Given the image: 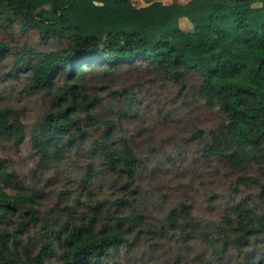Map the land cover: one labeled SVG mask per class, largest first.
Masks as SVG:
<instances>
[{
  "label": "rangeland",
  "instance_id": "rangeland-1",
  "mask_svg": "<svg viewBox=\"0 0 264 264\" xmlns=\"http://www.w3.org/2000/svg\"><path fill=\"white\" fill-rule=\"evenodd\" d=\"M161 1L171 4L190 0ZM134 4L144 3L140 0ZM22 25L19 21H0V44L10 50L0 61V112L6 111L8 120L23 135L19 142L11 132L0 136V191L12 201L26 196L17 204L16 212L0 219V242L13 246L18 240L14 249L20 256L24 247L36 255L45 243L46 226L62 230L64 236L80 225L78 217H86L96 208L106 218L95 227V233L105 226L118 230V222L109 220L107 214L117 220L140 215L132 223V234L117 253L112 250L106 264H264V260L259 262L264 239L249 238L245 245L243 240L234 241L224 250L220 243L212 247V236L183 242L171 228L168 216L173 210L179 211L178 220L185 224L182 234L197 230L215 234L216 228H229L235 220L231 209L238 203L264 211V198H260L264 195V160L231 168L201 156L211 132L226 119L218 108L207 107L197 97L191 75L167 78L149 69L145 62L123 64L112 73L100 69L86 72L81 82L88 104L98 99L94 109L97 121L94 127L86 128L90 133L87 140L76 148L63 147V152L50 158L54 148L49 147L46 155L40 153L34 134L55 110L51 95L44 91L28 94L25 89L30 79L26 71L14 77L7 75L15 69V52L29 48L56 51L61 45L54 38L44 40L38 28ZM180 27L190 29L191 25L182 19ZM65 82L59 80L58 87ZM128 93L138 102L128 104ZM107 129L112 133V143L118 147V141L124 139L136 159L142 161L131 187H123L118 175L90 154ZM197 130H202V140L191 139ZM133 188L139 189L140 196L131 193ZM119 199L131 207L118 205ZM24 221L25 226H21ZM213 248L218 257L212 255ZM54 249L59 256L61 247L55 244ZM45 264H61V256L50 257Z\"/></svg>",
  "mask_w": 264,
  "mask_h": 264
},
{
  "label": "trees",
  "instance_id": "trees-1",
  "mask_svg": "<svg viewBox=\"0 0 264 264\" xmlns=\"http://www.w3.org/2000/svg\"><path fill=\"white\" fill-rule=\"evenodd\" d=\"M146 3L137 7L132 0H0V21H19L23 28H38L44 40L54 38L61 45L56 51L29 48L15 52V69L7 75L14 77L26 71L30 79L25 89L28 94L44 91L51 95L55 110L34 134L37 150L46 155L53 147L50 158H54L63 152V147L76 148L90 137L86 128L94 127V109L99 102L95 99L88 104L85 84L81 82L86 72L100 69L102 73H112L123 64L145 62L149 69L167 78L191 75L197 97L207 107L218 108L224 114L226 122L211 132L202 147L203 158L212 157L231 168H241L252 161L263 163L264 0ZM182 19L191 25L190 29L180 27ZM8 53L10 50L0 44V61ZM62 79L66 82L58 87ZM127 95L128 104L138 102L130 93ZM6 132L14 133L18 142L23 139L20 128L8 120L5 111L0 112V136ZM190 137L202 140V130ZM111 139L112 133L107 129L90 154L117 174L123 187H131L142 161L136 159L124 139L118 141V147ZM167 161L173 164L172 159ZM131 193L140 196L138 188ZM25 199L22 195L12 201L0 191V219L16 212L17 204ZM118 205L131 207L122 199ZM100 211L92 208L86 217H78L80 225L64 236L62 230L46 226L45 243L36 255L24 247L20 256L14 249L18 240L13 246L1 240L0 264H45L48 258L60 256L61 264H106L112 250L117 253L132 234V223L140 215L117 220L107 214L109 220L118 222V230L105 226L95 233V227L106 218ZM231 212L234 222L227 229L216 228L215 234L205 230L182 234L186 229L178 220V210L171 211L168 220L183 242L212 236V247L220 243L226 250L225 245L234 241L243 240L245 245L249 238L264 239V211L238 203ZM25 224L24 221L21 226ZM55 244L62 249L59 256L55 254ZM216 251L213 248L212 255L218 257ZM262 260L264 254L259 262Z\"/></svg>",
  "mask_w": 264,
  "mask_h": 264
},
{
  "label": "crops",
  "instance_id": "crops-1",
  "mask_svg": "<svg viewBox=\"0 0 264 264\" xmlns=\"http://www.w3.org/2000/svg\"><path fill=\"white\" fill-rule=\"evenodd\" d=\"M142 1V3H144L143 5H137V7H141V6H145L147 3H146V1L147 0H141ZM132 2H133V4H134V2H136V3H140V0H132ZM135 5V4H134ZM136 6V5H135Z\"/></svg>",
  "mask_w": 264,
  "mask_h": 264
}]
</instances>
